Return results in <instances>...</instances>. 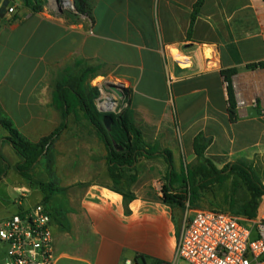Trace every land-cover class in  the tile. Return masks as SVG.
Instances as JSON below:
<instances>
[{"label": "crops", "instance_id": "crops-1", "mask_svg": "<svg viewBox=\"0 0 264 264\" xmlns=\"http://www.w3.org/2000/svg\"><path fill=\"white\" fill-rule=\"evenodd\" d=\"M42 1L34 12L9 0L15 13L0 17V220L44 206L56 264H170L187 210L163 201L165 160L137 164L125 205L112 189L103 140L74 99L64 120L56 97L62 86L68 92L64 81L79 63L97 67L92 82L123 86L120 102L148 144L172 153L178 174L201 163L193 149L199 133L212 139L205 157L218 170L243 163L254 172L264 165V68L247 66L264 62V1L205 0L190 37L198 0H90L91 18ZM229 70L237 71L236 123L222 75ZM2 121L32 144L65 123L31 181ZM6 251L0 241V264Z\"/></svg>", "mask_w": 264, "mask_h": 264}, {"label": "trees", "instance_id": "trees-1", "mask_svg": "<svg viewBox=\"0 0 264 264\" xmlns=\"http://www.w3.org/2000/svg\"><path fill=\"white\" fill-rule=\"evenodd\" d=\"M73 2L77 14L91 18L90 0H73ZM204 3L205 0H198L194 6L188 33L189 37L192 34L193 27ZM24 5L31 8L34 12H39L43 8V1L24 0ZM257 68H264V62L247 66V69L250 70ZM98 71L99 68L97 67L79 63L77 65V72H75L76 74H73L69 81H64L69 87L68 92L63 89V86L61 87V97H56V106L62 111L64 120L70 114L71 104L67 101L71 99H74L84 112L85 117L107 147L109 172L114 184L112 189L123 196L125 205H128L134 199L131 187L137 179V164L144 159L162 157L169 167L168 179L170 180L169 184L162 188L165 204L185 208L186 204L189 203V206L192 208L202 209V204H200L202 198L223 185L228 178L234 177L238 182L236 185L242 184L249 197L239 212L236 211V213L243 218L254 219L256 217L261 199L264 196V186L250 167L243 163H231L223 169L218 170L205 157V152L212 143V139L206 138L203 133H199L193 141V149L201 163L192 168H187L186 171L178 174L174 168L172 153L169 150H161L154 147L144 140L142 133L132 121L128 108L118 115L104 114L98 110L96 100L99 98L100 92L98 88L90 87L88 84V81L97 76ZM236 72V70L222 71V75L229 83V118L231 123H236L239 120L230 84L231 77ZM59 88L60 86L58 90ZM65 104H68L67 110L65 109ZM106 115H110L113 119L111 132H108L103 124V118ZM2 124L10 133L11 137L8 141L11 142L15 152L23 159V163L18 166L19 172L25 179L31 181L30 172L37 159L52 145L65 128V123L63 122L59 129L39 144H32L24 139L8 122L2 121ZM115 146H119L123 150L117 151ZM229 206L230 211L234 213L236 207L235 199L229 200ZM212 211L226 213L219 210Z\"/></svg>", "mask_w": 264, "mask_h": 264}, {"label": "built area", "instance_id": "built-area-1", "mask_svg": "<svg viewBox=\"0 0 264 264\" xmlns=\"http://www.w3.org/2000/svg\"><path fill=\"white\" fill-rule=\"evenodd\" d=\"M70 3L68 7L75 10ZM14 13L13 7L8 8V14ZM93 87L100 92L96 105L101 113L118 115L127 108L115 91L99 83ZM116 90L123 94L122 85ZM261 206L256 218L245 220L187 203L186 222L170 264H264V201ZM50 224L51 216L42 205L0 220V241L7 247L4 264H56Z\"/></svg>", "mask_w": 264, "mask_h": 264}, {"label": "rangeland", "instance_id": "rangeland-1", "mask_svg": "<svg viewBox=\"0 0 264 264\" xmlns=\"http://www.w3.org/2000/svg\"><path fill=\"white\" fill-rule=\"evenodd\" d=\"M53 1H55L56 5L61 6L62 9L66 8L67 11L71 12V9L68 7L69 6L68 4L72 2V0H53ZM92 81L93 79L88 81V84L101 83L103 85L104 83L101 78H97L94 82ZM109 88H110L109 89L110 92L115 91L113 90V86ZM248 167L251 166L249 165ZM254 173L257 176V178L262 183H264V165L262 164L257 165ZM236 183H238L236 179L234 177H230L224 182L223 185L217 187L213 192H210L207 195H205L200 203L202 204L201 205L202 209L204 208V209L219 210L226 213L237 215L238 217L242 218L236 213V211L239 212V210L247 202L249 197L242 184L239 183V185H236ZM230 199H235L236 201V207L234 209V213L230 211V206H229Z\"/></svg>", "mask_w": 264, "mask_h": 264}, {"label": "water", "instance_id": "water-1", "mask_svg": "<svg viewBox=\"0 0 264 264\" xmlns=\"http://www.w3.org/2000/svg\"><path fill=\"white\" fill-rule=\"evenodd\" d=\"M72 3H73V6H74V2L72 0ZM8 6H9V0H5L3 1L2 5H1V8H0V17L1 18H4L5 15L7 14V9H8ZM113 90L116 91V93L120 96V97H123V95L121 93H119L116 88H113ZM103 124L105 126V128L107 129L108 132H111V128H112V124H113V119L110 115H106L104 118H103ZM116 150L117 151H122L123 148L119 147V146H115Z\"/></svg>", "mask_w": 264, "mask_h": 264}, {"label": "bare ground", "instance_id": "bare-ground-1", "mask_svg": "<svg viewBox=\"0 0 264 264\" xmlns=\"http://www.w3.org/2000/svg\"><path fill=\"white\" fill-rule=\"evenodd\" d=\"M114 87V86H113ZM114 88H116L117 89V87H114Z\"/></svg>", "mask_w": 264, "mask_h": 264}]
</instances>
